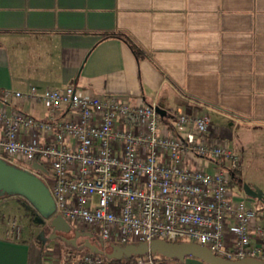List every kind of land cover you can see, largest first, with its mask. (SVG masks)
<instances>
[{"label":"crops","instance_id":"0c3cea01","mask_svg":"<svg viewBox=\"0 0 264 264\" xmlns=\"http://www.w3.org/2000/svg\"><path fill=\"white\" fill-rule=\"evenodd\" d=\"M111 33L119 35L105 36ZM67 85L156 103L171 135H185L179 113L208 116L206 137L241 155L232 197L260 210L252 235L264 241L255 228L264 226V209L242 183L264 195L262 168L250 174L245 165L250 154L264 158V0H0V87L36 86L41 93ZM0 107L50 117L40 100L10 98ZM72 114L66 108L59 116ZM40 137L51 140L53 133ZM192 161L187 164L216 168L212 160ZM9 229L0 212V264H44L42 237L13 239ZM177 261L209 264L192 255Z\"/></svg>","mask_w":264,"mask_h":264},{"label":"built area","instance_id":"2783aa9c","mask_svg":"<svg viewBox=\"0 0 264 264\" xmlns=\"http://www.w3.org/2000/svg\"><path fill=\"white\" fill-rule=\"evenodd\" d=\"M10 98L40 100L49 107L46 120L0 107V156L45 183L53 216L77 223L104 244L186 240L227 259L264 261V241L252 235L260 210L231 193L241 155L206 137L208 116L176 115L185 133L181 137L167 133L156 103L134 104L121 95H91L74 85L41 93L36 86L27 91L0 87V100ZM66 108L73 114L61 119ZM42 132L53 137L43 141ZM191 156L212 160L216 168L189 166ZM36 162L51 175L35 169ZM255 228L264 239V226ZM146 255L115 264H164L154 253ZM104 256L87 253L56 264H111Z\"/></svg>","mask_w":264,"mask_h":264},{"label":"water","instance_id":"95a60500","mask_svg":"<svg viewBox=\"0 0 264 264\" xmlns=\"http://www.w3.org/2000/svg\"><path fill=\"white\" fill-rule=\"evenodd\" d=\"M159 113L161 109L157 107ZM35 169L45 170L39 164L34 163ZM243 191L251 198L264 203V195L260 189L251 187L248 183L243 182ZM22 192L32 201L41 207L49 209L54 205L52 196L45 183L35 174L9 163L6 159H0V193ZM51 226L54 230L69 232L72 229L71 224L60 214L51 219ZM80 235L87 236L85 246L93 253L105 255L109 259H123L133 255H146L148 253L160 254L165 258H177L185 260L187 255H192L209 264H264V261L256 258H244L232 260L215 254L208 247L191 242H169L163 239H155L150 243L144 242L139 244L117 245L104 244L101 240L99 243H93L90 240L91 232L82 233L80 230L75 231V237L68 240L72 244H77V238Z\"/></svg>","mask_w":264,"mask_h":264},{"label":"rangeland","instance_id":"374dc122","mask_svg":"<svg viewBox=\"0 0 264 264\" xmlns=\"http://www.w3.org/2000/svg\"><path fill=\"white\" fill-rule=\"evenodd\" d=\"M259 133H261L262 136L264 135L262 132ZM259 144L260 143L257 142L254 147L255 150L258 149ZM245 165L250 174L254 172L260 173L261 168V173H264V158H257L255 155L250 154L249 157H245ZM237 173L240 172L237 171ZM46 175H51L50 170ZM233 186L234 189L241 191L240 182L237 180L233 181ZM0 212L2 221L10 228L8 235L11 238H28L37 241L38 238L40 239L42 237L44 264H56L64 259L76 260L87 254L84 247L77 248L74 244L69 243L68 240L75 237L74 231L66 233L65 237L58 236L51 226V219L54 216L40 212L35 204L22 192H15L7 195L0 193ZM70 224L73 229H79L77 223L71 222ZM96 237L98 236L96 235ZM183 241L186 240H180L179 242ZM77 244H82L81 239L77 240ZM61 251L65 253L62 256L59 255ZM121 260L125 259L123 258ZM175 263H178L175 258H167L164 261V264Z\"/></svg>","mask_w":264,"mask_h":264},{"label":"trees","instance_id":"16d2710c","mask_svg":"<svg viewBox=\"0 0 264 264\" xmlns=\"http://www.w3.org/2000/svg\"><path fill=\"white\" fill-rule=\"evenodd\" d=\"M118 33H111V34H109V35H105L106 37H118ZM48 169H46L45 168V170H42V172L43 173H48ZM4 195L6 194H13V193H8V192H5V193H3ZM27 198L28 199H30L28 196H27ZM31 200V199H30ZM32 201V200H31ZM34 204H35V206L38 208V210H40V212H42L43 214H48V215H53V213H54V206H51L49 209H46V208H44V207H41L39 204H37V203H35L34 201H32ZM260 202V201H259ZM260 204L262 205V208L264 209V203H262V202H260ZM93 243H98L99 244V246L100 247H102L101 245H100V243H99V240L97 241H93ZM74 247V246H73ZM85 249H86V253H93L88 247H86V246H83ZM155 256H156V259H158V260H161L163 263H164V261L167 259V258H165V257H163L162 255H160V254H154ZM147 255H133V256H131V257H128V258H124L125 260H121V259H109V258H107L106 256H104L105 257V259L109 262V263H111V264H115V263H120V262H126V261H131V260H136V259H138V258H145Z\"/></svg>","mask_w":264,"mask_h":264},{"label":"flooded vegetation","instance_id":"af4514ba","mask_svg":"<svg viewBox=\"0 0 264 264\" xmlns=\"http://www.w3.org/2000/svg\"><path fill=\"white\" fill-rule=\"evenodd\" d=\"M72 226V225H71ZM52 229H53V227H52ZM77 229H73V227H72V229H71V231H69V232H65V231H57V230H54L53 229V231L58 235V236H61V237H65V234L66 233H70V232H72V231H74V235H75V231H76ZM78 230H80L82 233H84V232H90V231H88V230H86V229H83V228H79ZM92 233V232H91ZM79 239H81V245H78V244H76V245H74V246H76L77 248H80V247H82L83 248V246H85V239L87 238V236H84V235H80L79 237H78ZM77 238V240H79ZM70 240V239H69ZM90 240L93 242V241H98L99 239H98V237H96V235L95 234H93L92 233V236L90 237ZM69 243H71V242H69Z\"/></svg>","mask_w":264,"mask_h":264}]
</instances>
